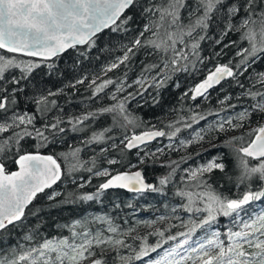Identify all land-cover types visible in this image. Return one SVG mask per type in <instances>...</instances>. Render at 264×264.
<instances>
[{
  "label": "trees",
  "instance_id": "16d2710c",
  "mask_svg": "<svg viewBox=\"0 0 264 264\" xmlns=\"http://www.w3.org/2000/svg\"><path fill=\"white\" fill-rule=\"evenodd\" d=\"M191 2V0H190ZM148 6V0H137V3L125 10L117 25H121L127 17H131L127 23L121 27L111 25L103 31L97 33L93 38L94 43L70 48L50 61L27 56L8 53L0 50V54L10 57L17 55L21 60H34L40 63V67L35 69L29 78L21 81L23 92L16 93L17 104L11 111L28 112L35 114L34 121L36 128H43L45 124H52L57 120L62 121L59 125L64 132L48 129L45 135L49 138V143L39 148V153L52 155L56 158L61 168V179L37 194L33 201L25 208L24 216L20 221L9 225L4 231H0V250L19 244L25 236L31 235L33 239L40 237L54 238L61 228L71 220L77 219L86 213L115 212L118 204L123 200H128L130 205L135 207L160 205L162 201L179 205L183 214L191 217L183 227L159 224L149 232L141 231L134 238H128L131 242L132 251L125 257H133V261L141 246H154L158 241L161 245L171 241L170 236L176 239L181 233H191L190 237L197 235L200 230L199 220L195 217V212L189 213L184 205L187 199L176 193L179 190L201 191L195 187V182L187 177L186 170L197 163H201L212 156L223 158L226 165L224 172L214 170L210 174H205V179L211 185L212 190L217 194L230 199H238L246 191H260L264 183L253 178L252 181L238 183L237 177L240 175L238 167V154L236 148L246 146L253 135V129L260 125L264 114H252L250 119L242 122L243 126L230 136H219L212 144L205 142L198 145L188 144L176 151L165 150L162 154L150 155L154 145L161 141H184L189 139L191 133L204 125V123L216 115H224L239 110L250 109L254 101L244 95L251 88L253 91H264V86L255 83L258 74L264 73V55H258L254 61H249L248 65H236L240 63L241 57L236 53L248 47L247 41L241 40V31H229L221 38L224 30L223 21L214 22L210 25L203 41H200L198 49L202 58L193 66L188 64L187 71H169L170 78L166 83L156 88L153 85L152 77L161 72L162 58L167 59L163 53L157 54L153 49L141 47L129 53L130 59L117 68H111L113 63H118L125 55L128 47H132V42L137 38L144 25L149 22L148 16L143 13V8ZM184 23H188V13L184 12ZM239 23V17L232 21ZM115 29V30H113ZM150 33H145L142 38L147 39ZM197 36L196 33L193 34ZM198 38V37H197ZM190 44L192 38L186 37ZM219 41V42H218ZM235 42V43H233ZM178 47H181L178 45ZM190 52L189 48L184 49ZM170 55V54H169ZM194 55H189V61H195ZM234 72L235 78H226L222 82L209 88L203 96L192 98V88L202 81L216 66L229 64ZM183 63V61L181 62ZM48 64H52L51 68ZM161 64V68H154L151 72H146V66ZM145 80L143 87L134 83L142 77ZM18 70H12L6 74V79L19 76ZM111 79L115 83L108 85L103 91L95 93V88L105 80ZM159 79V77H157ZM77 81H83L77 83ZM95 81V83H93ZM124 82L125 90L116 93V85ZM3 84V81H0ZM255 84V87H252ZM131 85V87H128ZM243 85V87H241ZM8 92L17 87L11 83L4 85ZM62 90V91H61ZM49 91L57 93L48 97L55 100V105H49L48 110L43 114L37 112V105L33 102V97L47 95ZM95 93V94H94ZM113 93L117 99H122L129 94L130 98L125 104V114L128 120L118 112L105 113L101 110L116 103L112 99ZM6 93H0L3 95ZM229 97V99H225ZM223 101V103H221ZM235 106V107H232ZM88 116L83 123H76L80 118ZM196 117V121L193 120ZM204 117V119H199ZM191 125L187 127L186 125ZM75 125L76 130H73ZM162 129L166 133L154 141L143 144L142 151L137 148H124L125 137L138 134L147 130ZM176 129L180 131L176 132ZM31 130V126H30ZM19 131V129H17ZM175 132V136L172 133ZM103 133V138L93 141L94 135ZM11 135V132L0 134V140ZM33 137H25L20 142L19 148L13 146L2 157L5 167L12 171L15 167V159L18 155L25 153H35L37 144L42 143ZM171 137V138H170ZM233 137H243V141L236 140L233 145H225V141ZM75 149H80L75 158L71 155L67 159L61 153H71ZM143 159V162H141ZM250 164L255 165L257 161L248 158ZM115 160L117 163H109ZM140 162V170L146 181L152 185L159 186V179L169 177V183L163 186L162 192H126L123 190H99V184L106 177L115 173H122ZM175 162V163H173ZM76 165L75 170L71 166ZM92 169V171H88ZM108 170L110 175L97 176L96 172ZM173 169L175 171L173 172ZM81 184L84 186L81 187ZM98 197L86 201L79 197L83 195H94L98 192ZM57 194L53 199H49L53 194ZM254 205L263 206L264 198L250 202L245 205L239 213V217L246 216ZM203 207V204H200ZM201 214V212H200ZM238 220L233 216H217L211 225L219 231L221 237L225 238L228 230L238 229ZM163 232L164 235H158ZM146 238V241L145 239ZM226 243V239H225ZM123 252V251H121ZM110 253H96L94 259L101 258L104 264H125L120 259L109 257ZM132 260L128 261L130 264Z\"/></svg>",
  "mask_w": 264,
  "mask_h": 264
},
{
  "label": "snow or ice",
  "instance_id": "6c2138e0",
  "mask_svg": "<svg viewBox=\"0 0 264 264\" xmlns=\"http://www.w3.org/2000/svg\"><path fill=\"white\" fill-rule=\"evenodd\" d=\"M137 0H0V50L8 53L18 54L27 57L39 58L42 61H50L69 48L80 45H91L94 37L102 29L111 25L121 27L127 23L131 17H127L117 25L122 13L134 6ZM143 13L148 16L149 22L144 25L143 31L132 42V47H128L125 55L118 63H113L111 69L117 68L130 59L129 53H134L135 49L147 47L153 49L157 54L163 53L167 59L162 58L163 68L157 76L151 79L156 88L162 87L170 78L169 71H187L188 64L193 66L202 58L198 49L200 41L206 38L210 25L214 22L223 21L224 30L221 38L229 31H241V40L247 41L248 47L240 49L236 55L241 57L240 63L236 65L239 69L242 65H248L249 61H254L258 55H264V0H148V6L143 8ZM188 13V23H184V12ZM239 17V23L234 24V18ZM115 30V29H113ZM145 33H150L147 39L142 38ZM196 33L197 36L193 34ZM186 37L192 38L189 44ZM198 37V38H197ZM219 42V41H218ZM235 43V42H233ZM180 45L181 47H178ZM189 48L190 52L184 49ZM170 54V55H169ZM196 57L195 61H189V55ZM183 61V63H181ZM40 63L34 60H21L17 55L6 57L0 54V134L9 133L11 135L0 140V231H4L9 225L20 221L24 216L25 208L33 201L38 193L50 188L61 179V168L56 158L52 155H41L39 148L49 143L45 131L64 132L59 125L62 121L57 120L52 124H45L43 128H36L34 121L35 114L28 112L11 111L17 104L16 93L23 92L21 81L29 78L31 73L39 68ZM53 65L48 64L51 68ZM154 68H161V64L146 66L144 71L151 72ZM12 70H18L20 75L6 79V74ZM237 72L229 64L218 65L207 78L192 90V98L203 96L214 84H219L225 78H235ZM159 77V79H157ZM83 81H77L82 83ZM11 83L17 87L8 92L4 85ZM95 83V81H93ZM111 79L105 80L95 88V93L103 91L108 85L114 84ZM135 84L143 87L145 80L142 77L134 81ZM255 83L264 86V73L258 74ZM131 87V85H128ZM243 87V85H241ZM252 87H255L253 84ZM125 90L124 82L116 85V93ZM62 91V90H61ZM94 93V94H95ZM57 93L49 91L47 95L33 97V102L37 105V112L43 115L48 106L55 105V100L48 97ZM244 95L249 96L254 103L250 109L238 113L237 119L245 121L251 118L252 114H264V91H253L249 88ZM134 98L133 94L117 99L115 93L112 99L116 103L101 111L105 113L118 112L128 120L125 114V104ZM229 99V97H225ZM223 103V101H221ZM235 107V106H232ZM88 116L80 118L76 123H83ZM196 117L193 120L196 121ZM204 119V117H199ZM131 123L130 120H128ZM225 125L229 128L242 127L243 124H233L232 118L223 120L216 125L218 131H226ZM31 126V130H30ZM191 127V125H186ZM211 127V126H210ZM19 129V131H17ZM73 130H76L73 125ZM180 129H176V132ZM203 131V130H202ZM42 143L37 144L35 153H25L18 155L14 163L18 165L17 171L9 172L3 162L2 157L13 146L19 148L20 142L25 137H33ZM255 138L247 146L235 149L238 154V167L240 175L237 177L238 183L252 181L253 178L264 183V125L253 129ZM163 131L147 132L143 135H133L131 138L125 137V147L136 148L146 139L165 136ZM175 136V132L172 133ZM103 138V133L94 135L93 141ZM171 138V137H170ZM200 132L196 133L195 140H203ZM236 140L243 141V137H233L225 141V145H233ZM181 144H185L181 141ZM80 149H75L71 153H61L66 159L68 155L73 158L77 156ZM162 151V150H161ZM257 161L255 165L250 164L249 159ZM220 162L214 158L207 164L194 170H186L189 177L195 182V187L201 191L179 190L176 194L187 199L184 208L187 212H204L207 218L203 220V225L215 221L217 216L238 217L245 205L252 201L264 198V187L260 191H246L238 199H230L221 196L212 190L211 185L205 179V174H210L214 170L224 172L226 165L223 158ZM143 162V159H141ZM109 163H117L112 160ZM175 163V162H173ZM76 165L71 166L75 170ZM92 171V169H88ZM175 169H173V172ZM97 176H108L107 169L96 172ZM169 183V177L159 179V186L146 184L142 173L116 174L111 176L105 183L99 186V190H106L112 187L127 188L135 192H162L163 186ZM84 185L81 184V187ZM99 190L94 195H83L82 200L90 201L98 197ZM57 194H53L49 199H53ZM203 204V207H200ZM159 219H164L160 217ZM79 223V222H77ZM108 232L117 234L118 229L109 223ZM122 235V234H121ZM158 235L163 236V232ZM186 238L177 243L170 250H166L163 256L153 259L150 264H264V212L247 221H241V228L238 231L229 230L226 234L227 243L220 239V233L213 232L210 237L198 242L195 246L189 244L191 233H181ZM31 241V235L25 237ZM146 241V238H144ZM175 240V236L168 237ZM111 246L119 255L121 248L130 247L123 239L115 236H105L103 232L95 234L85 230L82 232L73 231L71 238L44 239L35 247L28 248L13 259L4 257L0 259V264H82L84 260L95 256L94 248ZM161 245L141 246L134 259L141 260L148 257L150 253L156 252ZM215 250L214 254L212 250ZM120 260L128 261L133 257L119 256ZM91 264H104L103 259H91Z\"/></svg>",
  "mask_w": 264,
  "mask_h": 264
},
{
  "label": "rangeland",
  "instance_id": "374dc122",
  "mask_svg": "<svg viewBox=\"0 0 264 264\" xmlns=\"http://www.w3.org/2000/svg\"><path fill=\"white\" fill-rule=\"evenodd\" d=\"M200 81L199 83H201ZM195 84L192 90L199 84ZM244 111L239 110L235 111L233 113H228L224 115H216L215 117L207 120L203 126L193 131L189 137V139L184 140L185 144H181V141L173 142V141H161L159 140L156 145H154L153 150H151L150 155H156L162 154L165 152V150H171L176 151L179 148H183L184 146L188 144H195L198 145L200 143H207L212 144L213 140L219 136H230L234 133H236L239 128L241 127H235V128H229L227 125H225L226 131H218L216 129V125L223 121L227 120L229 118H232L233 124H240L242 123L237 119L238 113ZM264 123V117L260 121V125ZM259 125V126H260ZM211 126V127H210ZM203 130V131H202ZM200 132L201 135L204 137L203 140L197 141L195 140L196 133ZM145 149V146H139L137 150L142 151ZM162 150V151H161ZM214 158H218L217 156H212L209 159L197 163L196 165L188 168L187 170H194L200 166H203L207 164L208 162L212 161ZM218 162V160H217ZM140 162L135 164L132 168H129L128 170H134L136 168H139ZM187 177H189V173L186 171ZM109 177V176H108ZM106 177V178H108ZM190 178V177H189ZM123 200L122 204L117 205V209L115 212L111 213H103V212H94V213H86L83 216L71 220L66 225H64L61 228L60 233L54 237V238H71L73 231L75 232H82V231H89L93 234L99 232H103L105 236H115V238L123 239L127 245H130V247L127 248H121L119 251V255L116 251L113 250L111 246H104L103 248H94L93 251L96 253H110L109 257L120 259L119 256H127L132 251L131 242H127L128 238H134L137 233L141 231H147L149 232L153 228H155L157 225L163 223L166 225H172V226H178L183 227L188 222H190L191 217L189 215L183 214L181 211V208L179 205L172 204L165 201H162L160 205H149V206H142V207H135L130 205V202L128 200ZM264 212V205H254L253 208H251L250 212L243 217H236V220H238V229H232V231H238L241 228V221H247L251 218L256 217L260 213ZM160 217H164V219H159ZM195 217L198 218L199 223L198 227L200 232L190 237L189 244L192 246H195L198 242L205 240L206 238L210 237L213 232H218L217 228L213 227L210 224L203 225V227L199 226L202 224L203 220L207 218V214L204 212L197 213L195 212ZM79 222V223H77ZM109 223H111L112 226L116 227L118 229L117 234H113L107 231ZM229 230L227 231V233ZM226 233V234H227ZM122 234V235H121ZM225 234V238L221 237L220 239L224 240L226 239L227 243V237ZM26 237V236H25ZM25 237L23 238V241L19 244L11 247H6L2 250H0V259L7 257L8 259H13L15 256L21 254L23 251H26L28 248L35 247L39 243H41L44 239H53V238H37L32 239L31 241L26 240ZM184 237H179L175 239L174 241L169 242L168 244L161 245V242H157L156 244H160L161 247L157 249L156 252L150 253L148 257H144L141 260H135L130 264H150V261L153 259H158L160 256H163L166 250H170L172 247H174L177 243L184 240ZM154 245V246H155ZM123 251V252H121ZM213 254L215 250H212ZM95 256H93L91 259H94ZM91 259L84 260L82 264H91ZM125 262V261H124ZM23 264V262H22ZM188 264H191V262H188ZM197 264H199V261H197Z\"/></svg>",
  "mask_w": 264,
  "mask_h": 264
},
{
  "label": "water",
  "instance_id": "95a60500",
  "mask_svg": "<svg viewBox=\"0 0 264 264\" xmlns=\"http://www.w3.org/2000/svg\"><path fill=\"white\" fill-rule=\"evenodd\" d=\"M104 29H106V28H104ZM104 29H102L101 31H103ZM100 31V32H101ZM81 46V45H80ZM70 49V48H69ZM68 50V49H67ZM4 51H6V50H4ZM7 52V51H6ZM18 55V54H17ZM31 58H35V57H31ZM36 59H39V58H36ZM214 71V70H213ZM212 71V72H213ZM211 73V72H210ZM209 73V74H210ZM208 74V75H209ZM207 75V76H208ZM207 76L202 80V82L207 78ZM226 79V78H225ZM224 79V80H225ZM223 81V80H222ZM221 81V82H222ZM201 82V83H202ZM200 84V83H199ZM214 85H217V84H214ZM213 85V86H214ZM212 86V87H213ZM261 125H264V123L263 124H261ZM157 130H159V131H162V129H157ZM157 130H147V131H143V132H140V133H138V134H135V135H137V136H140V135H143L144 133H147V132H153V131H157ZM133 135H131V136H129L128 138H131ZM157 138H159V137H155V138H152V139H146L145 140V142L144 143H141L139 146H141V145H143V144H146V143H149V142H151V141H154L155 139H157ZM255 138V134L253 135V138L252 139H254ZM251 139V140H252ZM125 144H126V141H125V143L123 144V146H124V148H126L125 147ZM247 146V145H246ZM41 155H47V154H44V153H40ZM18 170V165L17 164H15V167H14V169L12 170V171H17ZM12 171H9V172H12ZM137 171H140L141 172V170H140V168H136V169H134V170H126V171H124V172H122V173H115V174H113V175H110L108 178H106L105 180H103L100 184H99V186L101 185V184H103V183H105L108 179H110L111 178V176H114V175H116V174H124V173H129V174H131V173H135V172H137ZM143 176V175H142ZM143 179H144V182L146 183V184H152L151 182H148V181H146L145 180V178L143 177ZM110 190H123V191H126V192H135V191H129L127 188H120V187H112V188H109ZM106 190H108V189H106Z\"/></svg>",
  "mask_w": 264,
  "mask_h": 264
}]
</instances>
